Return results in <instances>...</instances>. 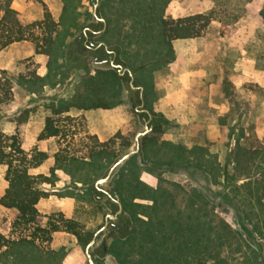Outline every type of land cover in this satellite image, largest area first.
Segmentation results:
<instances>
[{
    "label": "rangeland",
    "instance_id": "obj_1",
    "mask_svg": "<svg viewBox=\"0 0 264 264\" xmlns=\"http://www.w3.org/2000/svg\"><path fill=\"white\" fill-rule=\"evenodd\" d=\"M59 1L51 52L30 55L13 71L4 70L11 78V99L0 103V129L18 134L29 154H47L32 172L48 177L40 186L48 193L42 198L51 201L40 208H56L62 201L69 210L68 215L40 212V224L61 212L82 231L94 232L107 213L116 211L117 203L107 195L115 192L122 209L89 248L97 264H264V0H99L105 25L93 15L94 0ZM48 2L54 8L53 0ZM193 14L208 18V26L198 37L172 40L169 51L160 35L161 19ZM85 27L106 49L92 53L84 43ZM110 49L113 63L125 62L121 73L101 62ZM13 56L4 52L0 59ZM126 67L145 68L139 74L152 95L143 87L140 93L137 79L134 86L133 72L130 86ZM152 71L156 89L153 77H145ZM71 83L76 92L66 97ZM94 103L115 107L122 119L105 139L98 138L93 131L101 127L84 114L62 113L72 105L89 110ZM141 103L148 118L140 115ZM47 116L60 134L39 139ZM152 117L157 128L150 125ZM146 119L150 131L139 136L137 151L96 188L109 167L135 148ZM116 133L107 145L119 151L116 158L90 156L99 147L95 137L103 142ZM68 156L76 159L63 161ZM4 171L0 165V196L7 186ZM15 215L13 209L0 215V264H65L71 255L80 258L78 264H89L87 244L77 239L10 244L29 233L12 230ZM191 226L203 232L204 243L184 248Z\"/></svg>",
    "mask_w": 264,
    "mask_h": 264
},
{
    "label": "trees",
    "instance_id": "obj_2",
    "mask_svg": "<svg viewBox=\"0 0 264 264\" xmlns=\"http://www.w3.org/2000/svg\"><path fill=\"white\" fill-rule=\"evenodd\" d=\"M43 8L42 18L32 22H24L17 10L11 7L10 0L0 1V50L12 42L28 40L34 43L36 54H49L54 45L55 36L59 22L53 19L46 4L39 0ZM149 19V17H148ZM198 22H201L198 24ZM209 24V19L201 14H193L177 19L160 21V35L162 42L171 51V41L177 38H192L202 34L204 28ZM143 28L145 26H142ZM35 29H39L37 32ZM149 36V34H148ZM11 78L1 71L0 76V103L11 99ZM134 86H139V82L134 79ZM141 102V101H140ZM107 107L104 104L94 103L90 107ZM82 107V106H81ZM144 108V107H143ZM60 111H58L59 113ZM153 116V113H150ZM140 115L148 118L149 113L140 112ZM150 125L155 126V120L151 119ZM157 128V127H156ZM60 128L54 123L50 116L45 118L44 126L38 138L44 139L51 136H58ZM120 133L114 134L107 141L95 142L99 145L98 149H91L90 156L97 159H111L118 156V150L109 149L107 145L114 143ZM129 142L123 144L129 146ZM47 158L44 151H35L29 154L21 146V140L16 133L7 134L0 129V165L5 166L4 179L7 181L2 195L0 205L6 208H14L17 214L12 221V230L19 227L28 229V234L19 235L9 241L10 244L19 245L20 243L35 245L36 242L48 243L52 239V233L58 230H65L75 235L81 245H86L92 238V231H82L81 225L74 219L66 218L61 212H54L47 216L44 226L40 224V212L36 204L39 199L46 197L48 193L40 186L41 183L48 181V177L43 174H33L29 170L41 164ZM67 158V159H65ZM59 161L58 155H55ZM76 159L72 156L64 157V160ZM115 192H113L114 194ZM112 194V195H113ZM30 230V231H29ZM1 237V235H0ZM217 238L218 235H215ZM184 242L183 247L188 248L193 243H204V234L198 227L189 228V236ZM189 240V241H187ZM220 244V243H219ZM104 244H102L103 247ZM157 253V248L153 249ZM16 252V251H12ZM167 258H173L171 251H166ZM155 254V253H154ZM214 256V255H213Z\"/></svg>",
    "mask_w": 264,
    "mask_h": 264
},
{
    "label": "crops",
    "instance_id": "obj_3",
    "mask_svg": "<svg viewBox=\"0 0 264 264\" xmlns=\"http://www.w3.org/2000/svg\"><path fill=\"white\" fill-rule=\"evenodd\" d=\"M44 3H46L48 5V9L53 17L54 20H56L55 17V13L56 11L59 9V7L61 6V3L59 0H53L54 4V8H52L48 2V0H42ZM10 4L11 7L14 8L15 10L18 11L20 18L26 22V20H32L34 18H42L43 15V8L41 9L39 3H37L35 0H10ZM42 6V5H41ZM1 15V12H0ZM88 31L89 34L93 35V33H95L90 27H85L83 30V37L85 36V32ZM86 34L89 36V38H93V36L91 37V35ZM93 44H97V46L100 48L101 46H103L106 49V45L104 43L103 40H98V41H93ZM66 42H68V40H66ZM84 43H87V41L84 40ZM4 52H9L10 54H12L13 59L10 61H6V60H2L0 59V69L2 70H9V71H13L16 66H17V62L20 59H23L25 57H28L30 55H39L35 53V47H34V43H32L31 41L28 40H22V41H16V42H12L9 45H7L5 48L0 50V56L4 54ZM114 60V58H113ZM96 61V60H95ZM101 62H104L103 60ZM121 65L125 66V62L122 61ZM128 73L130 72L132 75L135 77V79H137L140 84L143 87V92L146 95H152V91H151V87L145 85V81H144V75L143 74H139L140 70H143L145 68H141L139 70H133L131 71L130 67H126L125 68ZM130 76V75H129ZM147 78V80L149 79V81H151L152 77H153V83L150 82V84L153 85L154 89L157 88V81H156V74L154 71L151 72V76L150 75H146L145 76ZM151 77V79H150ZM149 85V84H148ZM76 87H75V83H71L70 84V88H67L65 93H66V97H71L74 95V93L76 92ZM157 103H154V107L157 108ZM79 107H81V105H79ZM115 107L112 106H107L106 107H94L91 108L89 110H84L81 108H77L76 105H72L67 109H63L62 113L64 114H70L72 116H79L81 114H84L86 116V118H89L92 120V122H94L96 125H98L99 127H101V129H96L93 132L95 134H97L98 138L100 139H105L107 138L109 135H111L114 132V128L116 123H120L122 122V119H120L121 117L119 115H115L116 111H115ZM181 112L179 113V111L176 112V114L174 115V117H177L178 120L180 119L179 117ZM95 117V118H94ZM123 118V117H122ZM90 122V120H89ZM30 123V122H29ZM41 129V127H40ZM94 134V135H95ZM96 136V135H95ZM33 170V171H32ZM31 173L32 172H37V167L31 168L29 170ZM33 173V174H35ZM140 179H144V177L142 176ZM63 184V181H62ZM119 197V196H118ZM120 200V199H119ZM51 201V197L49 198H40L38 203L36 204L37 209L39 212L41 213H47L49 211H54V210H59V211H64L66 212V215L69 214V210L67 208H63L62 207V201H60V203H58V205H56V208L49 205V209L45 210V209H41L40 208V204L42 202H50ZM15 210L14 208H6L2 205H0V215L3 214V210ZM15 213L17 214V211L15 210ZM16 216V215H15ZM52 245L55 244L56 239H60L62 241V243L65 242H71L72 240L76 241V238L74 237V235H71L70 233H65V232H61V231H55L52 234ZM74 238V239H72ZM50 240V241H51ZM80 261V258H76L74 256H69L68 258H66L65 260V264H78Z\"/></svg>",
    "mask_w": 264,
    "mask_h": 264
},
{
    "label": "water",
    "instance_id": "obj_4",
    "mask_svg": "<svg viewBox=\"0 0 264 264\" xmlns=\"http://www.w3.org/2000/svg\"><path fill=\"white\" fill-rule=\"evenodd\" d=\"M98 1L99 0H94L92 2L93 4V15L94 17L97 19V20H100L102 21L103 25H105V20L104 18L101 16L100 12L98 11ZM106 47V46H105ZM110 63L112 65H114L117 69H118V72L121 73L122 69H123V66L121 64H114L113 63V59L110 60ZM130 75V86L133 87L132 85V75L131 73L129 72L128 73ZM140 89V93L142 92V86L139 87ZM141 96V94H140ZM143 103L140 104V108H139V111H143V112H146L148 113V110L143 108L142 107ZM148 120L149 119H146L145 122H144V130L143 131H140L137 133L136 137H135V148L134 149H131L129 151H127L126 153H124L120 158H118L108 169V171L102 175V177H100L96 183H95V187L98 188V184L99 183H102L103 181H105L106 179H108L110 177V175L112 174V172L114 171V169L120 165L125 159H127L131 154L135 153L138 149V145H139V136H142L144 134H146L148 131H150V127L148 126ZM107 195L109 197H111L116 203H117V209L114 213H107L105 215V219H104V222L103 224L98 228L96 229L94 232H93V235H92V238L90 239V241L87 243L86 247H85V254H86V257H87V261L89 264H97L95 261H94V258L92 256V253L89 251V248L90 246L95 242V240L97 239L98 235L107 227L108 225V221L109 219H115L117 217V214L120 213L121 209H122V205L120 203V200H119V197H118V194L117 193H114L113 196H111L109 193H107ZM103 250H106V246L103 245Z\"/></svg>",
    "mask_w": 264,
    "mask_h": 264
},
{
    "label": "flooded vegetation",
    "instance_id": "obj_5",
    "mask_svg": "<svg viewBox=\"0 0 264 264\" xmlns=\"http://www.w3.org/2000/svg\"><path fill=\"white\" fill-rule=\"evenodd\" d=\"M84 40L88 42V48H90L92 50V53H94L95 51H97L99 49L97 44H93V42L91 41V39L89 38L88 35L85 34ZM107 51L109 52L108 57L103 59V61H108L110 63V60L114 58L115 53L111 49L107 50Z\"/></svg>",
    "mask_w": 264,
    "mask_h": 264
}]
</instances>
